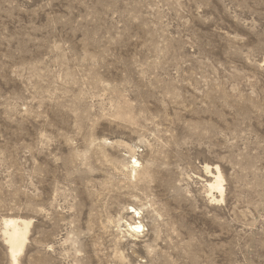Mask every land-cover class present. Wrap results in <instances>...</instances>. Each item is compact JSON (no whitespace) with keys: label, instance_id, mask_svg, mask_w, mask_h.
<instances>
[{"label":"rangeland","instance_id":"374dc122","mask_svg":"<svg viewBox=\"0 0 264 264\" xmlns=\"http://www.w3.org/2000/svg\"><path fill=\"white\" fill-rule=\"evenodd\" d=\"M8 217L17 264H264V0H0V264Z\"/></svg>","mask_w":264,"mask_h":264},{"label":"bare ground","instance_id":"6f19581e","mask_svg":"<svg viewBox=\"0 0 264 264\" xmlns=\"http://www.w3.org/2000/svg\"><path fill=\"white\" fill-rule=\"evenodd\" d=\"M134 164L130 165L131 171L135 173L136 169V164L138 162L136 160L133 161ZM205 170L211 174L209 171V166L205 165ZM213 181L209 182L208 187H209V193L210 196L214 199V195L212 194L213 191L217 192L220 196V200L223 198V179L220 174V171L218 170L217 167H215V174H213ZM127 214H132L130 216L131 219L139 218L140 211L133 206H128ZM3 224H4V230H3V235L5 239V244L8 246V252L10 254L11 260L13 264H17L18 259H17V254L22 251L24 242L26 240V235L28 232V226L30 224L29 220L25 219H17V218H5L3 219ZM125 225L127 227L128 231L137 232L139 228L142 227L141 221H125Z\"/></svg>","mask_w":264,"mask_h":264}]
</instances>
